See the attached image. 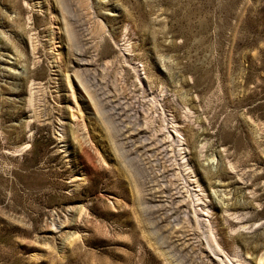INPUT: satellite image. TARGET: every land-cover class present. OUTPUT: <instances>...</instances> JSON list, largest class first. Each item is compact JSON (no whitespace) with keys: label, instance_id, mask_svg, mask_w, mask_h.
I'll list each match as a JSON object with an SVG mask.
<instances>
[{"label":"rangeland","instance_id":"obj_1","mask_svg":"<svg viewBox=\"0 0 264 264\" xmlns=\"http://www.w3.org/2000/svg\"><path fill=\"white\" fill-rule=\"evenodd\" d=\"M0 264H264V0H0Z\"/></svg>","mask_w":264,"mask_h":264}]
</instances>
